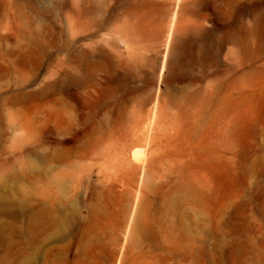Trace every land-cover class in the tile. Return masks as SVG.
Here are the masks:
<instances>
[{"label":"rangeland","instance_id":"374dc122","mask_svg":"<svg viewBox=\"0 0 264 264\" xmlns=\"http://www.w3.org/2000/svg\"><path fill=\"white\" fill-rule=\"evenodd\" d=\"M75 1L0 0V264H264V0Z\"/></svg>","mask_w":264,"mask_h":264},{"label":"bare ground","instance_id":"6f19581e","mask_svg":"<svg viewBox=\"0 0 264 264\" xmlns=\"http://www.w3.org/2000/svg\"><path fill=\"white\" fill-rule=\"evenodd\" d=\"M86 2V6H87V3L89 4V0H85ZM76 2V5H78L79 4V2H78V0H76L75 1ZM89 9V8H88ZM73 31H74V33H76V32H78L79 31V20H77V21H75V23H74V25H73ZM75 35H77V34H75ZM169 40V37L166 39V41H165V47H164V51H165V53H166V50H167V46H168V41ZM165 56V55H164ZM164 56H163V58H164ZM163 64H164V60H163V63L161 64L162 66L160 67V68H163ZM162 70V69H161ZM156 104V103H155ZM155 104H153L150 108H148L147 110H146V114H145V117H147L146 118V120L148 119V120H150L151 118H152V116L154 115V113H155V111H156V105ZM139 116H140V114H139ZM144 117V118H145ZM133 156H135V158L137 159V157H138V154H134ZM143 159V158H142ZM125 161H126V159H125ZM138 161V160H137ZM139 163H140V165L138 166V164H137V166H130L129 168H128V171H130L131 172V176H132V178L136 175V174H138V177H139V179L141 178V176H142V172H143V169H144V166H145V163H144V160L143 161H139Z\"/></svg>","mask_w":264,"mask_h":264}]
</instances>
